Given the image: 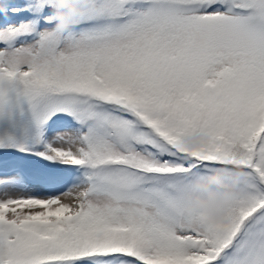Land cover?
I'll return each instance as SVG.
<instances>
[{
    "label": "snow or ice",
    "instance_id": "1",
    "mask_svg": "<svg viewBox=\"0 0 264 264\" xmlns=\"http://www.w3.org/2000/svg\"><path fill=\"white\" fill-rule=\"evenodd\" d=\"M0 264H264V0H0Z\"/></svg>",
    "mask_w": 264,
    "mask_h": 264
},
{
    "label": "clouds",
    "instance_id": "2",
    "mask_svg": "<svg viewBox=\"0 0 264 264\" xmlns=\"http://www.w3.org/2000/svg\"><path fill=\"white\" fill-rule=\"evenodd\" d=\"M197 203L205 209L207 214L215 219H220L223 215V206L216 200L215 192L210 191L207 196H198Z\"/></svg>",
    "mask_w": 264,
    "mask_h": 264
}]
</instances>
